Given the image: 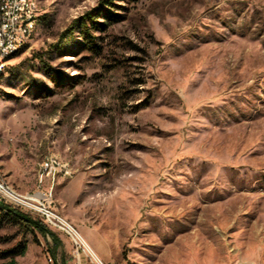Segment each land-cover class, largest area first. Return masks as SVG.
Here are the masks:
<instances>
[{
  "label": "rangeland",
  "instance_id": "obj_1",
  "mask_svg": "<svg viewBox=\"0 0 264 264\" xmlns=\"http://www.w3.org/2000/svg\"><path fill=\"white\" fill-rule=\"evenodd\" d=\"M32 1L0 68V180L31 192L68 161L54 208L105 264H264V0H114L91 43L68 31L102 0ZM37 238L0 209V264Z\"/></svg>",
  "mask_w": 264,
  "mask_h": 264
},
{
  "label": "built area",
  "instance_id": "obj_2",
  "mask_svg": "<svg viewBox=\"0 0 264 264\" xmlns=\"http://www.w3.org/2000/svg\"><path fill=\"white\" fill-rule=\"evenodd\" d=\"M32 12L27 8V0H0V68L7 60H2V53L15 42L25 40L28 16ZM73 168L68 161L59 156H44L37 164L36 189L20 193L11 190L6 182L0 180V200L21 208L27 213L43 220L49 226L66 233L73 244V264H105L99 259L85 237L54 208L53 186L60 177H68Z\"/></svg>",
  "mask_w": 264,
  "mask_h": 264
},
{
  "label": "trees",
  "instance_id": "obj_3",
  "mask_svg": "<svg viewBox=\"0 0 264 264\" xmlns=\"http://www.w3.org/2000/svg\"><path fill=\"white\" fill-rule=\"evenodd\" d=\"M114 0H102L101 5L95 8L94 10L86 12L83 16L74 19L72 22V26L70 27L69 34H73V31L80 28L83 38L86 40L87 43L93 42L91 39L93 36L91 35V25H94L93 27L96 28L97 26H100L102 29H105L106 25L105 23H100L97 21V16L100 13H103L104 18H106L108 21H116V12L114 10H111L110 7H114ZM65 38L69 37L70 35L67 34V32L63 35ZM63 37V38H64ZM0 209L4 212V215L7 216L9 219H12L15 222H18L22 228L25 230L26 233L32 234L34 239L38 241L37 233H41L44 237H47V235H50L54 241L53 248L51 249V254L55 256V250L58 246L61 245V241L57 238L56 233L49 228L43 220L40 218L33 216L26 211L22 210L19 207H16L12 204H4L0 200ZM28 247L27 244L19 245L17 248L10 251L8 254L11 257L10 264L13 261V258L22 255L25 253L26 249Z\"/></svg>",
  "mask_w": 264,
  "mask_h": 264
},
{
  "label": "crops",
  "instance_id": "obj_4",
  "mask_svg": "<svg viewBox=\"0 0 264 264\" xmlns=\"http://www.w3.org/2000/svg\"><path fill=\"white\" fill-rule=\"evenodd\" d=\"M53 230V229H52ZM56 233L57 238L61 241V245L55 250V256L51 254V249L53 248L54 241L50 235H47L46 240L50 244V249L48 252H43L40 247L36 248L32 244L28 243V247L24 254L18 255L13 258L11 264H61V251L69 252L72 257V249H69V246L66 245V239L63 234ZM93 241V240H92ZM104 255V254H102ZM73 260V259H72ZM11 258L7 264H10ZM73 262V261H72ZM66 264H73L70 261H66ZM64 263V264H65Z\"/></svg>",
  "mask_w": 264,
  "mask_h": 264
},
{
  "label": "bare ground",
  "instance_id": "obj_5",
  "mask_svg": "<svg viewBox=\"0 0 264 264\" xmlns=\"http://www.w3.org/2000/svg\"><path fill=\"white\" fill-rule=\"evenodd\" d=\"M27 8L31 10L32 15L28 16V28L25 32V40H21L19 42H15L14 45L10 46L8 50L2 53V60H6L9 56L13 55L24 43L27 41L28 37L33 31L34 27V20H33V13L35 11V3L32 0H27ZM37 12V11H36ZM7 185V184H6ZM8 186V185H7ZM10 187V186H9ZM11 190H13L11 188ZM86 240V239H85ZM87 241V240H86ZM88 242V241H87ZM89 244V243H88ZM90 245V244H89ZM92 248V247H91ZM93 249V248H92ZM94 251V250H93ZM95 252V251H94ZM96 256L99 258L97 253L95 252ZM100 259V258H99Z\"/></svg>",
  "mask_w": 264,
  "mask_h": 264
}]
</instances>
